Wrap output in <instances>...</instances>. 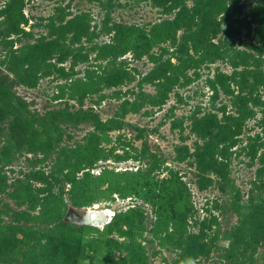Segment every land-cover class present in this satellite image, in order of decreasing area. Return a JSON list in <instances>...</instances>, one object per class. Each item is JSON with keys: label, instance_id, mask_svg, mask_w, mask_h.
<instances>
[{"label": "rangeland", "instance_id": "1", "mask_svg": "<svg viewBox=\"0 0 264 264\" xmlns=\"http://www.w3.org/2000/svg\"><path fill=\"white\" fill-rule=\"evenodd\" d=\"M0 264H264V0H0Z\"/></svg>", "mask_w": 264, "mask_h": 264}, {"label": "water", "instance_id": "2", "mask_svg": "<svg viewBox=\"0 0 264 264\" xmlns=\"http://www.w3.org/2000/svg\"><path fill=\"white\" fill-rule=\"evenodd\" d=\"M223 35H224V31H222L219 37L217 38V40H215V43L219 46L222 44Z\"/></svg>", "mask_w": 264, "mask_h": 264}, {"label": "bare ground", "instance_id": "3", "mask_svg": "<svg viewBox=\"0 0 264 264\" xmlns=\"http://www.w3.org/2000/svg\"><path fill=\"white\" fill-rule=\"evenodd\" d=\"M105 215H107L108 217L111 216V214L109 212H107V211H105Z\"/></svg>", "mask_w": 264, "mask_h": 264}]
</instances>
